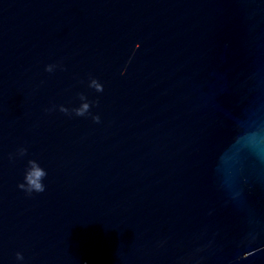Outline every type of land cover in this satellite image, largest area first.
Wrapping results in <instances>:
<instances>
[{
    "label": "water",
    "instance_id": "obj_1",
    "mask_svg": "<svg viewBox=\"0 0 264 264\" xmlns=\"http://www.w3.org/2000/svg\"><path fill=\"white\" fill-rule=\"evenodd\" d=\"M0 264H264V0H0Z\"/></svg>",
    "mask_w": 264,
    "mask_h": 264
},
{
    "label": "clouds",
    "instance_id": "obj_2",
    "mask_svg": "<svg viewBox=\"0 0 264 264\" xmlns=\"http://www.w3.org/2000/svg\"><path fill=\"white\" fill-rule=\"evenodd\" d=\"M49 70L51 69V65L46 66ZM95 83V81H93ZM97 87H100L97 85ZM88 107L87 104H84L82 108L78 109L77 111L82 113L86 108ZM95 119L99 120V116L95 117ZM37 176L43 175L42 171H39L36 173ZM21 187L25 188L27 191H43L44 190V184L42 182H39L38 180L34 179L32 176V172L29 171L25 175V182H22ZM18 256H21L20 253H17Z\"/></svg>",
    "mask_w": 264,
    "mask_h": 264
}]
</instances>
